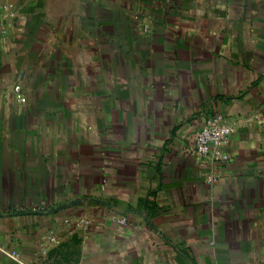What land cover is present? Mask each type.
<instances>
[{
	"label": "crops",
	"instance_id": "0c3cea01",
	"mask_svg": "<svg viewBox=\"0 0 264 264\" xmlns=\"http://www.w3.org/2000/svg\"><path fill=\"white\" fill-rule=\"evenodd\" d=\"M0 264H264V0H0Z\"/></svg>",
	"mask_w": 264,
	"mask_h": 264
},
{
	"label": "built area",
	"instance_id": "2783aa9c",
	"mask_svg": "<svg viewBox=\"0 0 264 264\" xmlns=\"http://www.w3.org/2000/svg\"><path fill=\"white\" fill-rule=\"evenodd\" d=\"M16 91L19 90V85L14 87ZM233 132V127L224 121L222 115H217L211 118L204 124L195 135V151L197 154L207 157L213 160H222L226 158V155L213 150V147H220L224 143L228 142ZM119 223H125V218H116ZM87 220L80 219L78 224L87 223ZM51 241H55V238H51Z\"/></svg>",
	"mask_w": 264,
	"mask_h": 264
}]
</instances>
